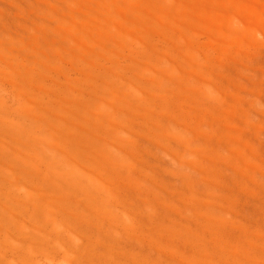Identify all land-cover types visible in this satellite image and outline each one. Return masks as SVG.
<instances>
[{
	"label": "rangeland",
	"instance_id": "1",
	"mask_svg": "<svg viewBox=\"0 0 264 264\" xmlns=\"http://www.w3.org/2000/svg\"><path fill=\"white\" fill-rule=\"evenodd\" d=\"M0 44L7 257L264 264V0H0Z\"/></svg>",
	"mask_w": 264,
	"mask_h": 264
},
{
	"label": "bare ground",
	"instance_id": "2",
	"mask_svg": "<svg viewBox=\"0 0 264 264\" xmlns=\"http://www.w3.org/2000/svg\"><path fill=\"white\" fill-rule=\"evenodd\" d=\"M162 1H163V0H162ZM31 4H32V3H31ZM207 5H208V4H206V6H207ZM209 5H210V4H209ZM209 5H208V6H209ZM209 7H212V5L209 6ZM216 8H217V7H216ZM19 9H20V8H19ZM220 9H221V8H220ZM236 9H237V8H236ZM234 10H235V9H234ZM152 11H153V10H152ZM154 12H156V11H154ZM229 12H230V11H229ZM234 12H235V11H234ZM234 12H232V13H234ZM156 13H157V12H156ZM235 13H236V12H235ZM232 15H233V14H232ZM232 15H231V16H232ZM258 15H259V14H258ZM240 16H241V15H240ZM161 17H162V16H161ZM229 17H230V16H229ZM242 17H244V16H242ZM247 17H249V16H247ZM134 18H135V17H134ZM233 18H235V17H233ZM260 19H261V18H260ZM112 20H113V19H112ZM134 20H135V19H134ZM162 20H163V18H162ZM114 21H115V19H114ZM149 21H150V20H149ZM207 21H209V20H207ZM230 21H231V20H230ZM233 21H234V20H233ZM233 21H232V23H233ZM235 21H236V20H235ZM111 22H113V21H111ZM126 22H127V21H126ZM126 22L124 21L123 23H126ZM248 22H249V21H248ZM41 23H42V22H41ZM78 23H79V22H78ZM127 23H128V22H127ZM138 23H139V22H138ZM184 23H185V22H184ZM232 23H230V25H231ZM236 23H237V22H236ZM244 24H245V23H244ZM250 24H251V22H250ZM39 25H40V24H39ZM43 25H44V24H43ZM70 25H71V24H70ZM110 25H111V24H110ZM232 25H233V24H232ZM245 25H246V24H245ZM66 26H67V25H66ZM130 26H131V25H130ZM156 26H157V23H156ZM47 27H48V26H47ZM47 27H45V28L47 29ZM50 27H51V26H50ZM50 27H49V28H50ZM132 27H133V25H132ZM191 27H193V26H191ZM230 27H231V26H230ZM252 27H253V26H252ZM162 28H163V27H162ZM195 28H197V27H195ZM231 28H232V27H231ZM231 28H230V29H231ZM34 29H36L35 26H34ZM34 29H33V30H34ZM46 29H45V30H46ZM72 29H73V28H72ZM43 30H44V27H43ZM49 30H51V28H50ZM63 30H64V29H63ZM231 30H232V29H231ZM234 30H235V29H234ZM244 30H245V29H244ZM246 30H247V29H246ZM246 30H245V31H246ZM108 31H109V30H108ZM137 31L141 32V29H140V30H137ZM143 31H144V30H143ZM143 31H142V32H143ZM235 31H236V30H235ZM238 31H239V30H238ZM245 31H244V32H245ZM37 32H38V31H37ZM37 32H35V33L37 34ZM46 32H47V30H46V31H43V32L40 31L41 34H44V33H46ZM72 32H73V31H72ZM126 32H128V31H126ZM240 32H241V31H240ZM242 32H243V30H242ZM249 32H250V31H249ZM50 33H51V31H50ZM75 33L77 34V32H75ZM80 33H81V32H80ZM251 33H252V32H251ZM46 34H47V33H46ZM46 34H45V36H46ZM66 34H67V33H66ZM217 34H218V32H217ZM134 35H138V33H137V34L134 33ZM248 35H249V34H248ZM251 35L253 36V34H251ZM23 36H24V35H23ZM23 36H21V37H23ZM43 36H44V35H43ZM57 36H58V35H57ZM67 36H68V35H67ZM84 36H85V35H84ZM115 36H116V35H115ZM115 36H114L113 39H116ZM142 36H143V35H142ZM46 37H49V36H46ZM61 37H62V36H61ZM72 37H73V36H72ZM59 38H60V37H59ZM59 38H58L57 40H60V39H61V38H60V39H59ZM65 38H66V37H65ZM111 38H112V37H111ZM123 38H125V37H123ZM19 39H21V38H19ZM22 39H23V38H22ZM109 39H110V38H109ZM121 39H122V38H121ZM17 40H18V39H17ZM110 41L112 42V40H110ZM233 41H235V40H233ZM66 42H67V41H66ZM68 43H69V42H68ZM15 44H16V43H15ZM17 44H18V42H17ZM17 44H16V45H17ZM109 44H110V43H109ZM109 44H108V46H107L106 44H105V45L109 48V46H110ZM148 44H150V43H148ZM0 45H1V44H0ZM12 45H14V42H13ZM18 45H19V44H18ZM18 45H17V46H18ZM56 45H57V44H56ZM87 45H88V44H87ZM87 45H86V46H87ZM5 46H6V45H5ZM14 46H15V45H14ZM14 46H12V47H14ZM39 46H40V45H39ZM90 46H91V45H90ZM8 47H10V45H9ZM19 47H20V46H19ZM54 47H55V46H54ZM59 47H60V46H59ZM110 47H111V48H114L113 43H112V45H111ZM10 48H11V47H10ZM23 48H25V47H23ZM111 48H110V49H111ZM19 49H22V48H19ZM45 49H46V48H45ZM48 49H50V48L48 47ZM48 49H47V50H48ZM2 50H3V49H2ZM8 50H9V49H8ZM13 50H14V49H13ZM26 50L28 51V47H27ZM52 50H53V49H52ZM21 51H22V50H21ZM23 51H25V50H23ZM27 51H26V54L28 53ZM49 51H50V50H49ZM49 51H48V52H49ZM14 52H15V51H14ZM2 53H3V54H1V56H2V55L4 56V54H5L4 51H3ZM16 53H18V52H16ZM44 53H47V52L44 51ZM8 54H9V53H8ZM8 54H6V55H8ZM20 54H21V53H20ZM35 54L38 55V52L35 53ZM35 54H34V55H35ZM47 54H50V55H51V52H49V53H47ZM106 54H107V53H106ZM6 55H5V56H6ZM22 55H23V54H22ZM50 55H49V56H50ZM61 55H65V54H61ZM6 57L8 58V60H9V58L11 59V57H9V55L6 56ZM6 57H3V58L6 59ZM14 57H15V56H14ZM14 57H12V60H14V59H13ZM38 57H39V56H38ZM50 57H51V56H50ZM52 57H53V56H52ZM63 57H64V56H63ZM63 57H62V58H63ZM40 58L42 59L43 57L40 56ZM40 58L38 59L39 61H40ZM58 58L61 59V57H58ZM64 58H65V57H64ZM55 59H56V58H55ZM75 59H76V58H75ZM75 59L73 58V60H75ZM36 60H37V58H36ZM53 60H54V57H53ZM95 60H96V59H95ZM6 61H7V60H6ZM15 61H16V59H15ZM15 61H14V62H15ZM45 61H46L47 63L49 62V60H48V61L45 60ZM63 61H65V60L63 59ZM50 62H52V61H50ZM50 62H49V63H50ZM71 62H72V61L69 62V60H68V63H69V64H70ZM94 62L96 63V61H94ZM9 63H10V62H9ZM12 63H13V62H12ZM12 63H10V64L13 65ZM15 63H16V62H15ZM53 63H55V61H54ZM53 63H50V66H51V65L54 66ZM75 63H76V61H75ZM77 63H78V61H77ZM16 64L19 65L18 63H16ZM14 65H15V64H14ZM14 65H13V67H14ZM47 65H49V64H47ZM73 65L76 66L75 64H73ZM97 65H98V64H97ZM15 66H16V65H15ZM19 66H20V67H19V69H20L22 66H21V64H20ZM99 66H100V65H99ZM101 66H102V65H101ZM17 67H18V66H17ZM54 67H55V66H54ZM56 67H57V66H56ZM76 67L78 68V66H76ZM103 67H104V66H103ZM15 68H16V67H15ZM37 68H38V67H37ZM105 68H107V66H106ZM19 69H17V71H18ZM83 69L85 70V68H83ZM21 70H23V68L20 69L19 71H21ZM32 70H33V68H32ZM42 70H43V69H42ZM53 70H54V69H53ZM60 70H61V69H58V71H60ZM80 70H81V69H80ZM58 71H57V72H58ZM21 72H22V71H21ZM21 72H20V73H21ZM45 72H47V71H45ZM45 72H44V74H45ZM63 72H64V73H63ZM63 72H62V73L65 74V71H63ZM24 73H25V72H24ZM31 73H32V72H31ZM48 73H49V72H48ZM100 73H101V71H100ZM100 73H99V74H100ZM13 74H14V73H13ZM49 74H50V73H49ZM104 74H105V73H104ZM24 75H26V74H24ZM66 75H67V73H66ZM92 75H93V74H92ZM100 75H101V74H100ZM47 76H48V75H47ZM56 76H57V75H56ZM67 76H68V75H67ZM89 76H90V75H89ZM94 76H96V75H94ZM44 77H45V76H44ZM61 79H63V78H61ZM43 80H44V79H43ZM57 80L59 81L60 79H57ZM62 81H64V80H62ZM60 82H61V81H60ZM61 83H62V82H61ZM112 84H113V83H112ZM118 85H119V84H118ZM9 90H10V89H9ZM29 91H30V90H29ZM29 91H28V92H29ZM54 92H55V91H54ZM32 93H33V92H32ZM55 93H56V92H55ZM36 94H37V93H36ZM39 94H40V93H39ZM95 95H96V94H95ZM4 97H5V96H4ZM174 100H175V99H174ZM7 101H8V100H7ZM19 101H20V100H19ZM13 102H14V101H13ZM166 105H167V104H166ZM20 110H21V109H20ZM21 111H22V110H21ZM0 112H1V111H0ZM2 113H3V112H2ZM2 113H0V114H2ZM2 116L4 117V115H2ZM2 116L0 115V117H2ZM16 117H17V116H16ZM5 118H6V117H5ZM8 120H9V119H8ZM21 121H22V120H21ZM2 122H3V121H2ZM24 122H25V120H24ZM24 122H23V123H24ZM26 122H27V121H26ZM28 122H29V121H28ZM46 122H47V120H46ZM48 122H50V121H48ZM32 123H33V122H32ZM21 125H22V124H21ZM158 125H159V124H158ZM22 126H24V125H22ZM27 127H28V126H27ZM55 131H56V130H55ZM2 133H3V132H2ZM7 133H8V132H7ZM4 135H5V134H4ZM0 136H2V135L0 134ZM14 136H15V135H14ZM17 138H18V137H17ZM242 138H243V137H242ZM241 140H242V139H241ZM234 141H235V140H234ZM230 142H231V141H230ZM10 145H11V144H10ZM12 145H13V144H12ZM17 147H18V146H17ZM11 148H12V147H11ZM18 151H19V150H18ZM20 151H21V150H20ZM20 151H19V152H20ZM23 151H24V150H23ZM16 152H17V151H16ZM0 158H1V157H0ZM2 158H3V157H2ZM5 158H7V157H5ZM86 160H88V159H86ZM228 160H229V159H228ZM0 162L2 163V162H3V159H2ZM81 162H82V161H81ZM83 163H84V162H83ZM79 169H80V168H79ZM93 169H94V168H93ZM0 173H1V172H0ZM0 178H2V176H0ZM3 178H4V177H3ZM3 178H2V179H3ZM24 181H25V180H24ZM84 183H85V182H84ZM31 188H33V187H31ZM3 189H4V188H3ZM40 191H42V190H40ZM118 193H119V192H118ZM47 198L49 199V197H47ZM52 198H53V197H52ZM72 200H74V201L76 200V201H77V199H72ZM117 202H118V201H117ZM0 203H1V202H0ZM1 204H2V203H1ZM72 207H73V206H72ZM92 208H93V207H92ZM66 209H67V206H66ZM89 210H90V209H89ZM143 211H144V210H143ZM42 212H43V211H42ZM90 212H91V211H90ZM110 213H111V212H110ZM46 214H47V213H46ZM113 214H114V213H113ZM132 214H135V212L132 213ZM140 215H141V214H140ZM145 215H146V214H145ZM147 215H148V214H147ZM45 216H46V215H45ZM48 217H49V216H48ZM99 217H100V216H99ZM162 218H163V217H162ZM210 218H211V217H210ZM212 218H213V217H212ZM94 219H95V218H94ZM143 219H144V218H143ZM210 221H211V220H210ZM78 222H79V221H78ZM98 223H99V222H98ZM102 226H103V225H102ZM124 226H125V224H124ZM13 227H14V226H13ZM100 227H101V226H100ZM1 228H2V227H1ZM10 228H11V226H10ZM11 229H12V228H11ZM17 229H18V228H17ZM91 229H92V228H91ZM91 229H90V230H91ZM139 229H140V228H139ZM13 232H14V231H13ZM17 232H18V231H17ZM22 232H23V231H22ZM76 232H77V231H76ZM18 233H19V232H18ZM60 234H62V233H60ZM77 234H79V233H77ZM172 234H173V233H172ZM141 235H142V234H141ZM13 236H14V235H13ZM5 237H6V236H5ZM7 237H8V236H7ZM15 237H16V236H15ZM65 237H66V236H65ZM192 237H193V236H192ZM206 237H207V236H206ZM0 238H1V237H0ZM193 238H194V237H193ZM19 239H20V238H19ZM19 239H17L18 241H17L16 243L13 244V246H17V247H16V249H15V252H16V253L14 252L15 254H13V256H12L11 258L7 257V255L5 254V252H6V251H5V245H6V243L2 242L1 239H0V264H32V262H31L30 260H25V259H21V258H20L19 251H18V247H20V246L22 245V243L19 242V241H20ZM21 239H22V238H21ZM26 239H27V240H28V239H30V240H31V239L34 240L35 238H34V237H31V238H26ZM62 239H63V238H62ZM64 239H65V238H64ZM67 239H68V238H67ZM69 239H70V238H69ZM158 239H159V238H158ZM23 240H25V239H23ZM127 241H128V240H127ZM194 242H195V241H194ZM61 243H62V242H61ZM66 243H68V241H67ZM69 243H70V242H69ZM130 243H131V242H130ZM188 243H189V242H188ZM122 244H123V243H122ZM135 244H136V243H135ZM186 244H187V243H186ZM65 245H67V247L70 246L69 244H65ZM91 245H92V244H91ZM187 245H188V244H187ZM38 246H39V245H38ZM62 246H64V245L62 244ZM92 246H93V248H94V245H92ZM118 246H119V245H118ZM51 248H52V247H51ZM53 248H54V247H53ZM70 248H71V247H70ZM119 248H121V247H119ZM29 249H30V251H32V250H33V247H32V249H31V248H29ZM59 249H60V248H59ZM61 249H62V248H61ZM61 249H60V250H61ZM52 250H53V249H52ZM54 250H55V248H54ZM81 250H82V249H81ZM94 250H95V248H94ZM203 250H204V249H203ZM17 251H18V252H17ZM43 251H44V250H43ZM56 251H57V250H56ZM37 252H38V251H37ZM37 252H36V254H37ZM41 252H42V251H41ZM64 252H65V251H64ZM64 252H63V253H64ZM85 252H86V251H85ZM91 252L94 253V251H91ZM58 253H59V252H58ZM61 253H62V252H61ZM79 253H80V252H79ZM53 254H54V251H53ZM56 254H57V253H56ZM59 254H60V253H59ZM202 254H203V253H202ZM50 255H51V254H50ZM57 255H58V254H57ZM57 255H56V256H57ZM66 255H67V254H66ZM56 256H55V258H56ZM61 256H62V255H61ZM64 256H65V254H64ZM79 256H80V255H79ZM81 256H82V255H81ZM144 256H145V255H144ZM247 256H248V255H247ZM51 257H52V256H51ZM102 257H103V256H102ZM126 257H127V256H126ZM53 258H54V257H53ZM60 258H61V257H60ZM79 258H80V257H79ZM30 259H31V258H30ZM49 259H51V258L49 257ZM62 259H63V258H62ZM74 259H75V258H74ZM69 260H70V259H69ZM153 260H154V259H153ZM55 261H56V260H55ZM70 261H71V260H70ZM144 261H145V260H144ZM154 261H155V260H154ZM255 261H256V260H255ZM34 263H35V262H34ZM93 263H94V262H93ZM144 263H145V262H144ZM80 264H81V263H80Z\"/></svg>",
	"mask_w": 264,
	"mask_h": 264
}]
</instances>
